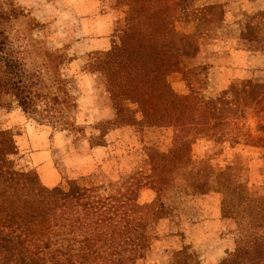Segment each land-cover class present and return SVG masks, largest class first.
I'll return each mask as SVG.
<instances>
[{"label": "trees", "instance_id": "trees-1", "mask_svg": "<svg viewBox=\"0 0 264 264\" xmlns=\"http://www.w3.org/2000/svg\"><path fill=\"white\" fill-rule=\"evenodd\" d=\"M198 1L133 0L136 16L122 31L120 44L113 43L103 59L91 60L89 67L108 86L111 106L127 101V110L140 112L146 125L172 128L167 153L147 149L153 172L182 169L189 193L222 196V215L235 220L245 234L223 264H264V202L232 183L230 167L217 168L212 155L202 159L191 155L198 137L236 142L238 129L228 134L224 128L231 124L225 114L244 113L261 105L264 97L261 85L248 83L233 98H208L204 90L213 66H181V57L194 59L203 50L201 24L216 20L218 7H224ZM236 10L241 29L256 49L264 51V9ZM17 17L16 10H5L0 0V106L16 104L40 124L74 130L68 121L71 95L60 75L61 57L45 52L32 61V36L15 29ZM190 24L193 32H180ZM177 67L186 69L184 94L167 79ZM212 129L217 132L209 134ZM93 140L102 145V134ZM17 155L11 136L0 131V264H144L155 239L151 226L170 212L163 206L138 205L137 181L50 190L17 166L13 158ZM193 259L184 247L172 264H199Z\"/></svg>", "mask_w": 264, "mask_h": 264}, {"label": "rangeland", "instance_id": "rangeland-1", "mask_svg": "<svg viewBox=\"0 0 264 264\" xmlns=\"http://www.w3.org/2000/svg\"><path fill=\"white\" fill-rule=\"evenodd\" d=\"M204 2L224 7H218L216 20L201 24L203 50L194 59L181 57V66H213L210 87L204 90L208 98H233L248 83L261 85L259 91L264 96V65L251 67L249 61L253 52L263 55L264 51L255 48L251 36L236 21L241 18L237 8L263 10L264 0L197 3ZM1 5L18 13L13 23L20 35L32 36V61L45 52H57L61 57L60 75L71 95L68 121L75 127L54 128L28 117L16 104L0 106V131L8 132L18 150L13 157L17 166L50 190L137 181L138 205L146 209L163 206L170 212L151 226L155 239L144 264H172L184 247L194 255L193 263L223 264L245 234L235 220L222 215V196L189 193L182 169L153 172L147 149L167 153L172 128L146 125L140 112L127 110V101L111 106L108 86L96 78L99 72L89 67L91 60L103 59L113 43L120 44L122 31L136 16L133 0H1ZM193 26L180 32L188 35ZM227 62L235 69H229ZM222 68L226 77L219 72ZM184 73L182 67L173 68L167 78L181 94L187 92ZM225 117L231 124L224 128L228 134L238 129L236 142L214 143L212 137H198L191 145V155L196 159L212 155L217 168L230 167L232 183L243 185L252 198L264 202V97L261 105ZM106 121L109 123L103 125ZM215 132L212 129L209 134ZM101 134L103 142L97 146L93 139Z\"/></svg>", "mask_w": 264, "mask_h": 264}, {"label": "crops", "instance_id": "crops-1", "mask_svg": "<svg viewBox=\"0 0 264 264\" xmlns=\"http://www.w3.org/2000/svg\"><path fill=\"white\" fill-rule=\"evenodd\" d=\"M250 61V63H251V67H257V68H259V64H263L264 65V54L262 55V53H260V52H253L252 53V58L249 60ZM250 67V68H251ZM261 67H264V66H261ZM232 68H234L235 69V67H234V65H233V67H231V68H229V69H232ZM233 69V70H234ZM223 71H219V72H222V74H224L223 76H225V74H226V69H222ZM228 76V75H227ZM226 77V76H225ZM221 80L222 81H224V78H221ZM220 83V85H221V82H219ZM220 85H218L219 86V89H220ZM222 88V87H221Z\"/></svg>", "mask_w": 264, "mask_h": 264}]
</instances>
